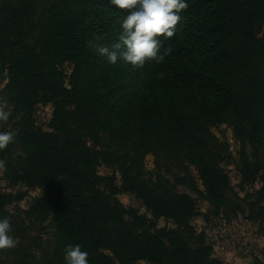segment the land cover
Masks as SVG:
<instances>
[{"label":"trees","instance_id":"trees-1","mask_svg":"<svg viewBox=\"0 0 264 264\" xmlns=\"http://www.w3.org/2000/svg\"><path fill=\"white\" fill-rule=\"evenodd\" d=\"M186 2L175 35L161 37L172 52L162 63H145L143 88L124 107L118 102L125 93L123 81L109 69L96 76L102 66L87 44L93 34L117 42L122 29L107 12L110 0L64 1L50 15L41 39L31 0L0 5V76L5 80L0 98L12 112L0 131L18 133L0 159L6 161L3 177L9 184L40 191L29 212L13 208L17 218L37 215L39 222L50 217L57 224L58 248L41 252L42 264H65V247L76 244L88 252V264H219L189 224L196 217L194 201L174 191L191 178V167L215 215L226 208L242 214L245 204L250 215L256 209L257 219L264 221V207L241 202L230 188L221 167L229 164L230 153L210 132L225 122L231 125L241 146L236 163L241 183L258 177L256 198L264 201V73L251 72L255 63L261 65L254 57L264 44V0ZM107 62L101 61L104 69ZM39 105L52 109L47 129L34 120ZM87 139L106 142L95 148ZM16 147L23 154L13 157ZM150 153L155 167L145 176L142 163ZM101 164L117 171L118 187L115 170L98 175ZM119 192L134 193L153 219L171 226L148 224L120 204ZM21 196L0 193V219L11 217L7 208ZM32 225L23 219L18 227L11 224L18 244L0 251V264H7L4 258L12 260L9 264L30 263L25 235ZM18 229L25 234L15 235Z\"/></svg>","mask_w":264,"mask_h":264},{"label":"rangeland","instance_id":"rangeland-1","mask_svg":"<svg viewBox=\"0 0 264 264\" xmlns=\"http://www.w3.org/2000/svg\"><path fill=\"white\" fill-rule=\"evenodd\" d=\"M14 0H0V5L5 2ZM36 5V14L34 15V22L36 23L35 30L37 31V39H41L42 34L46 32L50 26V15L57 12L66 0H31ZM71 6V5H70ZM65 7V6H64ZM63 7V8H64ZM109 14L112 16L113 24L118 30L122 29L121 24L123 18L128 14L127 11L117 8L115 5L111 4L108 7ZM116 29V30H117ZM115 30V31H116ZM117 32V31H116ZM93 42L88 44V48L94 53H96V46H107L112 47L114 39H102L98 38L93 34ZM98 58V59H97ZM96 61H98L102 67L97 71V77L104 73L106 69L114 72L117 77V82H122V87L125 89V93L118 100L122 107L126 106L133 99L137 98L139 92L142 90V82L144 80L145 72L141 68H133L131 65L126 64L123 60H118L116 64H111L107 62L109 67L104 69L102 60H107L106 57H102L97 54ZM101 59V61H100ZM257 61L261 62L260 68H258V63L251 66V72L253 74H258V70L264 73V44H261V50L254 57ZM136 72L137 75H135ZM122 77V78H120ZM245 78V77H242ZM5 80L0 76V94L4 87ZM2 99L5 101L6 98L3 96ZM8 107L9 103L7 102ZM117 105V109L121 110V107ZM51 107L49 105L42 106L39 105L34 114V120L36 124L47 129L50 117H51ZM5 125V122H0V129ZM210 132L219 140L227 146L228 152L230 153V162L228 165L221 164V167L225 170L230 188L237 194L238 198L243 203H253L257 202V208L264 207V201L259 202L257 200V191L260 189V181L256 177L255 181L250 184H242L241 178L236 171V163L238 159V153L240 151V143L234 137L232 127L229 123H224L218 127H211ZM105 139L101 140H91L87 139L86 143L91 147L95 144V148H99L101 144L105 143ZM246 152H249V148H245ZM22 151L19 147L12 150L11 156L22 155ZM143 171L147 176L154 169V156L152 153L147 154L142 163ZM115 170V169H113ZM111 169L105 168L101 164L97 169L98 175L111 174L113 172ZM116 171V170H115ZM163 174L164 171H162ZM168 179H171L169 175H166ZM191 178L187 180L184 185L174 186V191L177 193L186 194L195 203V213L196 217L190 220L189 224L196 231L197 235H203L205 244L210 248V257L212 260L219 264H262L264 263V221H259L257 219L258 211L255 209L249 214L247 206L242 204L244 208V213H237L232 215L230 208L221 209L218 213H214L213 208L207 203L203 198V188L197 179L196 173L191 167ZM178 177L183 178V174H178ZM192 183L193 189L190 187ZM120 184L119 175L117 171L115 172V185L118 187ZM0 193H11L15 196L21 195L20 201H14L8 208L7 218L10 219V223L20 226L21 219L26 222H32V226L28 228L27 241L25 242L26 251L30 253L29 264H42L41 263V252H50L52 248L56 246L58 248L59 237L58 228L56 223L50 221V217H46L43 222L41 216H33L32 219L26 220L23 215L17 218L16 211L13 208H19L21 212H29L32 204H34V199L40 196V191L37 189H27L23 185L13 186L8 183L0 174ZM117 199L124 208H131L146 218L148 224L154 225L157 229L169 228L171 224L163 219H153L152 216L144 209L141 201L135 196L134 193H123L119 192ZM12 213V214H11ZM206 217V218H205ZM25 234V231L18 229L15 234L21 236ZM60 252V251H59ZM8 254H11L8 252ZM2 259L4 257H1ZM4 261L11 262L10 258H4ZM138 264H149L147 262H138Z\"/></svg>","mask_w":264,"mask_h":264},{"label":"clouds","instance_id":"clouds-1","mask_svg":"<svg viewBox=\"0 0 264 264\" xmlns=\"http://www.w3.org/2000/svg\"><path fill=\"white\" fill-rule=\"evenodd\" d=\"M111 4L127 11L123 18L118 40L111 48L96 46V52L111 64L123 60L133 68H142L146 62L159 64L172 52L164 47L161 37L169 39L176 33L182 11L188 8L186 0H111ZM12 112L7 101L0 98V122H7ZM15 130L0 131V151L15 141ZM6 171V161L0 159V174ZM10 219H0V251L15 248L17 238L12 234ZM88 252L81 245H68L64 249L65 264H88Z\"/></svg>","mask_w":264,"mask_h":264}]
</instances>
